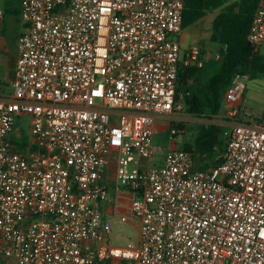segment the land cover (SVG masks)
I'll return each instance as SVG.
<instances>
[{
  "label": "built area",
  "instance_id": "1",
  "mask_svg": "<svg viewBox=\"0 0 264 264\" xmlns=\"http://www.w3.org/2000/svg\"><path fill=\"white\" fill-rule=\"evenodd\" d=\"M185 2L21 0L0 98V264H264V114L243 108L247 74L222 95L220 162L200 170L181 148L152 166L155 119L181 110L179 66L205 64L198 44L181 47ZM247 40L264 44V0ZM111 161L130 198L116 217L136 223L125 245L102 209Z\"/></svg>",
  "mask_w": 264,
  "mask_h": 264
},
{
  "label": "trees",
  "instance_id": "2",
  "mask_svg": "<svg viewBox=\"0 0 264 264\" xmlns=\"http://www.w3.org/2000/svg\"><path fill=\"white\" fill-rule=\"evenodd\" d=\"M259 0H186L182 14V30L197 23L207 12L218 10L211 21V41L220 47V64L209 77H204L206 62L202 68L179 66L176 101L182 94L188 113L215 117L222 108V95L232 76L245 73L250 80L264 78V54L247 40L248 29ZM202 53L204 54L203 50ZM182 129V123H175ZM196 136L183 148L193 154L196 161L216 158L226 145L225 128L219 124H198ZM214 165V164H213Z\"/></svg>",
  "mask_w": 264,
  "mask_h": 264
},
{
  "label": "rangeland",
  "instance_id": "3",
  "mask_svg": "<svg viewBox=\"0 0 264 264\" xmlns=\"http://www.w3.org/2000/svg\"><path fill=\"white\" fill-rule=\"evenodd\" d=\"M218 10L209 11L201 18L197 23L182 30L180 35V42L182 50H184L189 44H198L204 52V60L206 61V77L210 76L214 71L213 66H219L220 61L213 62L217 54L220 52V47L217 43L211 41L212 26L211 21L217 14ZM259 51L264 54V44L259 47ZM11 90H8L10 92ZM244 107L248 108L252 112L264 114V78L249 80L245 91ZM178 103L181 105V110L177 115L171 117H165L167 124V130L164 132L154 131L152 136L153 146L159 148L157 154L153 156L154 163L152 166H161L160 159L164 158V154L170 149H184V143H191L196 136V127L198 124H218L217 117H210L209 115L195 116L188 113L185 109L182 94H179ZM221 112V111H220ZM23 121H28V116H22L21 119H17L15 127L19 128V131L23 134L25 142H29V134L27 132V126L22 124ZM175 123H182V129H178ZM179 130L175 134H171V129ZM13 138V136H12ZM14 140V138H13ZM185 150V149H184ZM221 153L216 154L218 158ZM196 161V160H195ZM206 161H197V168L200 170H206L201 168ZM211 167L216 161L207 160ZM207 168V169H208ZM128 206V203H127ZM119 216V215H118ZM112 219V243L117 245H125L130 241H134L136 238V223L135 222H121L119 217Z\"/></svg>",
  "mask_w": 264,
  "mask_h": 264
},
{
  "label": "crops",
  "instance_id": "4",
  "mask_svg": "<svg viewBox=\"0 0 264 264\" xmlns=\"http://www.w3.org/2000/svg\"><path fill=\"white\" fill-rule=\"evenodd\" d=\"M20 3L21 0H0V9L3 10L2 21L0 22V98L6 97L12 93V82L17 58V40L25 30V24L22 22L19 16ZM212 61L217 62L215 59ZM218 67L219 66H213L214 71L212 74L218 69ZM204 77L206 78V74H204ZM8 90L11 91L8 92ZM243 108L245 107L243 106ZM164 118L165 117H157L155 119L153 126L154 131L164 132L167 130V121L164 120ZM153 147L156 150L159 149L155 146ZM159 161L162 164L163 159H160ZM105 176V180L108 183L110 201L104 203L102 205V209L106 216L108 215L111 217V219H114L117 214L125 213L128 207L127 203H129L130 198L129 194L126 192L115 191L113 185L115 178L114 161H111L108 165Z\"/></svg>",
  "mask_w": 264,
  "mask_h": 264
}]
</instances>
